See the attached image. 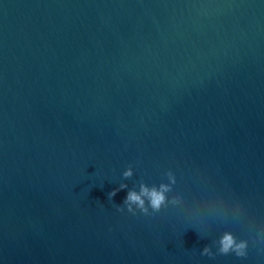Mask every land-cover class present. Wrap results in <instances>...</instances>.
Segmentation results:
<instances>
[{"label":"water","instance_id":"obj_1","mask_svg":"<svg viewBox=\"0 0 264 264\" xmlns=\"http://www.w3.org/2000/svg\"><path fill=\"white\" fill-rule=\"evenodd\" d=\"M0 264H264V0H0Z\"/></svg>","mask_w":264,"mask_h":264},{"label":"clouds","instance_id":"obj_2","mask_svg":"<svg viewBox=\"0 0 264 264\" xmlns=\"http://www.w3.org/2000/svg\"><path fill=\"white\" fill-rule=\"evenodd\" d=\"M132 172L131 169L124 173L125 177L131 176ZM126 187V185L121 186ZM167 186H162L166 190ZM119 189H114L111 193H109V197L115 196L116 191ZM142 195H149L151 200V206L159 210L161 205L165 201L164 191H158L156 188H153L150 192L147 187L142 186V193H137L136 191H130L124 203L128 205V211L133 212L131 207L132 203L138 204L145 212L147 209L144 208V200ZM120 211H123V207H120ZM247 249H248V242L246 240H241L239 242L236 241L235 237L232 233H225L224 236L221 238V248L219 249V253L223 255H227L229 253H235L238 257H245L247 256ZM203 254L212 255L210 247H205L203 250Z\"/></svg>","mask_w":264,"mask_h":264}]
</instances>
